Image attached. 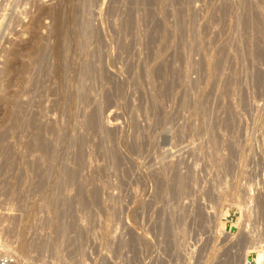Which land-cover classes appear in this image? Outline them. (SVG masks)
Wrapping results in <instances>:
<instances>
[{"label":"rangeland","instance_id":"1","mask_svg":"<svg viewBox=\"0 0 264 264\" xmlns=\"http://www.w3.org/2000/svg\"><path fill=\"white\" fill-rule=\"evenodd\" d=\"M260 249L264 0H0V256Z\"/></svg>","mask_w":264,"mask_h":264},{"label":"bare ground","instance_id":"2","mask_svg":"<svg viewBox=\"0 0 264 264\" xmlns=\"http://www.w3.org/2000/svg\"><path fill=\"white\" fill-rule=\"evenodd\" d=\"M84 78H86V76L84 77ZM85 80V79H84ZM243 229V228H242ZM248 247H254V249L256 250V249H258L259 247H260V245H250V246H248ZM241 260H242V263L243 264H248V251L247 252H244L243 254H242V257H241ZM14 262H16V261H14ZM241 263V264H242ZM16 264V263H15ZM255 264H264V252H262V249H260V250H257V257H256V262H255Z\"/></svg>","mask_w":264,"mask_h":264},{"label":"built area","instance_id":"3","mask_svg":"<svg viewBox=\"0 0 264 264\" xmlns=\"http://www.w3.org/2000/svg\"><path fill=\"white\" fill-rule=\"evenodd\" d=\"M13 260L8 255L0 256V264H12Z\"/></svg>","mask_w":264,"mask_h":264}]
</instances>
